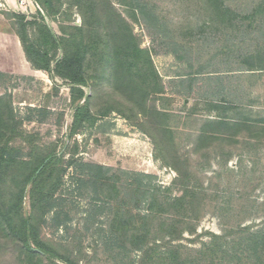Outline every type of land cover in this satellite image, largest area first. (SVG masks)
Returning <instances> with one entry per match:
<instances>
[{
    "label": "rangeland",
    "instance_id": "rangeland-1",
    "mask_svg": "<svg viewBox=\"0 0 264 264\" xmlns=\"http://www.w3.org/2000/svg\"><path fill=\"white\" fill-rule=\"evenodd\" d=\"M56 1L51 0V7L59 12L49 15L34 0H0V39L14 36L19 30L14 16H23L32 48L44 51L38 39L43 27L55 41L71 40L67 37L87 23L83 21L87 15L76 9L74 0ZM98 4L103 20L109 21L103 30L112 25L122 37L117 39H126L120 25L125 21L127 40L148 56L149 72L153 69L160 81V89L156 87L160 93H153L148 106L163 112L165 128L160 129L158 116H137L132 104L100 116L109 105L105 95L110 91H98L94 67L87 70L90 87L84 90L88 98L94 94L90 110L95 120L71 135L76 103L72 104L69 82L42 70H35L36 75L12 72L8 56H1L0 97L10 100L21 122L19 138L9 148L16 158L26 157L33 145L52 151L65 168L41 238L53 247L82 249L88 257L82 264H111L100 252L90 257L95 249L120 246L112 230L125 226L120 231L133 232L143 226L157 236L156 221L145 226L140 220L149 214L150 196L158 192L159 197H177L186 188L195 202L189 213L194 233L184 232L173 245L199 251L216 235L225 236L218 245L228 248L243 238L239 227L264 229V141L260 142L264 132L254 122L264 121L258 99L264 95V0H98ZM49 54L60 59L62 50L49 49ZM251 70L258 73L249 74ZM129 83L125 78L124 84ZM116 97L115 106L121 108L123 96ZM83 99L81 104L87 101ZM247 132L255 137L246 140ZM199 137L209 140L208 145L198 143ZM176 170L187 178L178 180ZM97 177L106 181L101 188ZM28 208L25 198L26 213ZM131 252L138 264L140 250ZM219 264L250 262L235 258Z\"/></svg>",
    "mask_w": 264,
    "mask_h": 264
},
{
    "label": "trees",
    "instance_id": "trees-1",
    "mask_svg": "<svg viewBox=\"0 0 264 264\" xmlns=\"http://www.w3.org/2000/svg\"><path fill=\"white\" fill-rule=\"evenodd\" d=\"M34 1L44 8L46 14L59 12L58 7H51V0ZM107 1L110 2V0ZM57 3L60 1L57 0ZM74 4L82 15L84 13L85 16L87 15V20H83L87 23L76 28L75 35L67 37L71 40L59 37L60 39L55 41V37L47 27L40 28L41 38L38 39L39 46L44 48L43 52L32 48L33 46L28 43L27 23L24 22V17L14 16L19 25L15 35L32 68L53 74L68 81L71 86L72 104L76 103L71 135L78 133L84 123L91 125L95 120L90 110L94 94L81 104L85 95L84 88L90 87L87 70L94 67L98 71L99 84L96 86H100L98 91L101 94L103 92L107 94V91H110L109 95H105L107 104L109 99V105L100 116L126 110L127 106L132 104V111H138L137 116H143L144 119H148L151 115L158 116V121L163 123L160 129L163 127L164 130L165 122L161 117L165 115L155 106H148L150 102L148 99L153 93H160V90L156 89L160 85L159 77L153 69L149 72L152 65L148 56L143 57V51L138 45L127 40L126 34L130 33L126 22L120 23L126 39H117L122 37H118L114 26L110 25L109 29L103 30L109 21L103 20L98 0H74ZM59 46L62 57L57 59L50 56L49 49L56 50ZM125 78L131 83L125 85ZM104 81L107 82L104 83ZM148 88L150 91H146ZM96 89L92 87V92H96ZM116 95L123 96L121 108L115 106L118 104ZM147 122L152 126L155 124L152 120ZM241 122L250 123L245 118H242ZM254 122L258 125L264 123ZM20 125L21 122L16 120L13 114L10 100L7 97H0V264H55V261H60L62 264H82L84 259L87 263L88 257L82 249L74 251L69 245L53 247L47 242L49 240L41 238L43 224H45L44 217L53 194L59 188L65 168L54 152H48L34 145L26 157L16 158L9 145L19 138ZM260 129L264 132V128ZM236 130L240 133L241 129L236 128ZM246 135V140L255 137V134L251 132H247ZM199 142L208 145L209 140L199 137ZM176 174L178 180L187 178V175L179 170H176ZM95 180L100 184V188L106 182L101 177ZM189 194L190 191L187 188L181 196L177 197L164 198L159 197L158 192L153 193L148 200L149 214L142 216L140 220L146 222V224L143 223L145 226L156 221L157 236L152 237L148 229L146 230L143 226L133 232L120 231L125 226L117 228V231L112 230V232L120 246L102 247L100 251L95 249L94 255L90 258L94 259L100 252L111 264H134L131 251L135 248L141 252L138 264H219L220 262L228 263L235 258L240 261L248 259L250 264H264V229L252 232L249 226L239 227V234L243 238H240V242H233V245L228 248L222 244L218 245L225 236L216 235H211V241L203 244L199 251H193L181 244L173 245L172 242L182 240L184 232L194 233V226L189 223L191 219L189 213L193 210L195 202L194 197L191 199ZM25 198L29 202L27 213L24 210ZM166 213H169V218L161 220L160 217ZM113 216H116V213Z\"/></svg>",
    "mask_w": 264,
    "mask_h": 264
},
{
    "label": "crops",
    "instance_id": "crops-1",
    "mask_svg": "<svg viewBox=\"0 0 264 264\" xmlns=\"http://www.w3.org/2000/svg\"><path fill=\"white\" fill-rule=\"evenodd\" d=\"M3 33L2 35H4ZM10 36V37H9ZM7 38L0 39V43H6L4 45H0V58L3 55H6V57L9 61L10 67L12 69V72L19 71L20 73L24 75H36L37 71H35L30 63L26 60L22 46L20 44L19 39L16 35L11 36L9 35ZM249 74H257V71H249ZM264 74V71H263ZM263 104L264 107V95L262 98H258ZM264 122V121H263ZM264 128V123L260 125ZM262 141H264V138H262Z\"/></svg>",
    "mask_w": 264,
    "mask_h": 264
},
{
    "label": "water",
    "instance_id": "water-1",
    "mask_svg": "<svg viewBox=\"0 0 264 264\" xmlns=\"http://www.w3.org/2000/svg\"><path fill=\"white\" fill-rule=\"evenodd\" d=\"M88 96H89V92H87V91H86V93H85V96H84V99H83V100H84V101H86V99L88 98Z\"/></svg>",
    "mask_w": 264,
    "mask_h": 264
}]
</instances>
